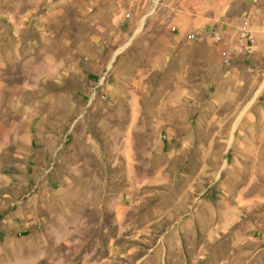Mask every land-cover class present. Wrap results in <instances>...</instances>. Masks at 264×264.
Returning a JSON list of instances; mask_svg holds the SVG:
<instances>
[{"label": "rangeland", "instance_id": "rangeland-1", "mask_svg": "<svg viewBox=\"0 0 264 264\" xmlns=\"http://www.w3.org/2000/svg\"><path fill=\"white\" fill-rule=\"evenodd\" d=\"M184 3L0 0V264H264V22Z\"/></svg>", "mask_w": 264, "mask_h": 264}, {"label": "crops", "instance_id": "crops-1", "mask_svg": "<svg viewBox=\"0 0 264 264\" xmlns=\"http://www.w3.org/2000/svg\"><path fill=\"white\" fill-rule=\"evenodd\" d=\"M246 2L247 11L252 12V18L254 21V28L257 29L258 23L256 19H263L264 22V0H185V9L187 11L191 10H201V11H213L216 13H223L225 11H231L233 9L234 3ZM219 15V16H220ZM232 23H229V25Z\"/></svg>", "mask_w": 264, "mask_h": 264}, {"label": "built area", "instance_id": "built-area-1", "mask_svg": "<svg viewBox=\"0 0 264 264\" xmlns=\"http://www.w3.org/2000/svg\"><path fill=\"white\" fill-rule=\"evenodd\" d=\"M242 32H243V37L245 38L246 41H249L250 43H255V37H254V34H253V31L250 29L249 25L247 24V22H245L242 27ZM218 39H220V36H217ZM244 42H241L240 44L242 45ZM221 54L223 56V59L225 61L228 60V51L227 50H222L221 51Z\"/></svg>", "mask_w": 264, "mask_h": 264}]
</instances>
